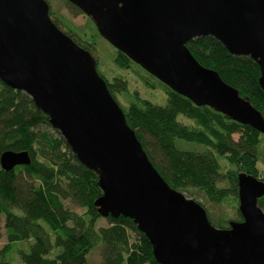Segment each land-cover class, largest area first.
Instances as JSON below:
<instances>
[{
	"label": "water",
	"instance_id": "1",
	"mask_svg": "<svg viewBox=\"0 0 264 264\" xmlns=\"http://www.w3.org/2000/svg\"><path fill=\"white\" fill-rule=\"evenodd\" d=\"M116 49L196 105L264 134V117L186 44L213 36L261 70L264 0H68ZM46 0H0V80L29 95L81 164L98 175L99 214L133 220L160 264H264V181L238 174L242 220L214 226L207 210L174 189L149 159L96 69L92 53L52 20ZM29 151L6 150L1 168L29 165Z\"/></svg>",
	"mask_w": 264,
	"mask_h": 264
},
{
	"label": "trees",
	"instance_id": "2",
	"mask_svg": "<svg viewBox=\"0 0 264 264\" xmlns=\"http://www.w3.org/2000/svg\"><path fill=\"white\" fill-rule=\"evenodd\" d=\"M66 3L84 13L68 0ZM49 14L52 18L54 13L50 10ZM52 20L58 27V23L63 24L62 31L80 47L93 52V42L78 41L71 34L82 35L70 22L58 15ZM91 22L92 30L100 33L92 19ZM186 46L201 65L215 70L264 117L261 70L255 60L231 54L210 35L192 39ZM115 52L119 68L133 71L148 88L161 85L168 95L164 106L143 98L138 90L129 89L126 79L119 76L110 81L99 72L94 57L98 73L163 178L202 206L194 198L196 192L212 203L236 201L235 220H242L238 174L248 173L264 181L258 166L264 134L210 106L196 105L144 70L128 54L116 48ZM50 126L49 117L29 95L0 80V155L6 150H28L31 157L29 165L10 171L0 165V230L3 223L8 241L0 252V264H13L6 254L16 242L28 244V249L20 250L24 264H88L89 253L99 244L101 264H160L149 239L132 219L109 216L108 226H97L104 218L95 205L103 194L98 175L80 163L58 131L54 134L43 128ZM236 134L238 139L234 138ZM193 144L200 148L189 149ZM216 166H220L219 170ZM66 200L85 211L71 210ZM258 204L264 210V196ZM211 222L218 228L229 227L228 217L213 218Z\"/></svg>",
	"mask_w": 264,
	"mask_h": 264
},
{
	"label": "rangeland",
	"instance_id": "3",
	"mask_svg": "<svg viewBox=\"0 0 264 264\" xmlns=\"http://www.w3.org/2000/svg\"><path fill=\"white\" fill-rule=\"evenodd\" d=\"M50 5V10L54 13L53 19L55 20V15L62 16L67 22H70L76 31L81 32V36L77 35L76 33H71L78 41L88 40L89 42H93V52L92 55L96 57L98 60V70L103 75H105L110 81L114 80L115 77H122L128 81V86L131 91L138 90L139 93L143 98H146L157 105H166L168 102V95L165 93L164 89L161 85H156V88H148L146 85L140 80L139 76L135 74L133 71L124 70L119 68L115 63V48L114 46L100 33L96 30H92V22L89 16L85 13L80 12L79 10L69 6L66 3V0H46ZM59 28L64 30L65 27L63 24L58 23ZM82 38V39H81ZM119 101L125 105V100L119 95ZM47 128L48 131L52 133H56L58 130H55L52 126L50 127H43ZM60 133V132H59ZM239 135H234L235 139H238ZM189 149H197L200 148L197 145H189ZM260 161H259V169L262 173H264V143L260 145ZM226 185V181L223 183ZM186 195H189L185 193ZM194 198L201 202L204 208L209 213V217L212 220L218 218H229L236 219L237 216V203L236 201L229 199L223 203H212L206 199V197L196 192ZM66 205L73 211L77 213H83L85 209L80 208L74 204H72L69 200L65 201ZM108 220L106 218H102L99 220L97 226H108ZM8 243L6 238V233L2 227L0 230V252ZM101 246L99 244L96 246L88 255V264H101ZM27 248L28 244L26 242H16L13 244V247L7 252L6 257L13 263V264H24L22 258L20 256V250ZM58 250V249H57Z\"/></svg>",
	"mask_w": 264,
	"mask_h": 264
},
{
	"label": "bare ground",
	"instance_id": "4",
	"mask_svg": "<svg viewBox=\"0 0 264 264\" xmlns=\"http://www.w3.org/2000/svg\"><path fill=\"white\" fill-rule=\"evenodd\" d=\"M89 51V50H88ZM129 56V55H128ZM145 70V69H144ZM7 86V85H6ZM19 91V90H18ZM30 97V96H29ZM189 99V98H188ZM123 109V108H122ZM49 123H50V121H49ZM59 132V131H58ZM62 136V135H61ZM28 151V150H27ZM4 152V151H3ZM1 156V155H0ZM256 157V156H255ZM219 161V160H218ZM216 162V163H218V164H220L219 162ZM221 162V161H220ZM231 162V161H230ZM226 164V163H225ZM229 165H230V163H229ZM232 165H234L233 163H232ZM235 166H236V164H235ZM17 167V166H16ZM15 167V168H16ZM217 167V166H216ZM220 167V166H219ZM219 167H217L216 169H218ZM222 167V166H221ZM233 168H234V166H232ZM239 168V167H238ZM222 169H223V167H222ZM234 169H237V167L236 168H234ZM219 170V169H218ZM217 170V171H218ZM221 170V169H220ZM233 170V169H232ZM227 171L225 170V173H226ZM217 173V172H216ZM226 174H228V173H226ZM230 175V174H229ZM229 180V179H228ZM239 196V195H238ZM190 198V197H189ZM210 218V217H209ZM229 225V224H228ZM50 253H52V252H50ZM53 256V255H52Z\"/></svg>",
	"mask_w": 264,
	"mask_h": 264
},
{
	"label": "flooded vegetation",
	"instance_id": "5",
	"mask_svg": "<svg viewBox=\"0 0 264 264\" xmlns=\"http://www.w3.org/2000/svg\"><path fill=\"white\" fill-rule=\"evenodd\" d=\"M87 15V14H86ZM88 16V15H87Z\"/></svg>",
	"mask_w": 264,
	"mask_h": 264
}]
</instances>
